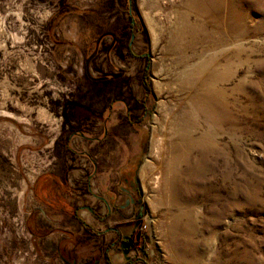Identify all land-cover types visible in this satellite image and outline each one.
I'll list each match as a JSON object with an SVG mask.
<instances>
[{
  "label": "rangeland",
  "instance_id": "rangeland-1",
  "mask_svg": "<svg viewBox=\"0 0 264 264\" xmlns=\"http://www.w3.org/2000/svg\"><path fill=\"white\" fill-rule=\"evenodd\" d=\"M180 127L208 146L172 182ZM57 192L75 236L41 249L27 213ZM0 247V264H264V0H0Z\"/></svg>",
  "mask_w": 264,
  "mask_h": 264
},
{
  "label": "crops",
  "instance_id": "crops-1",
  "mask_svg": "<svg viewBox=\"0 0 264 264\" xmlns=\"http://www.w3.org/2000/svg\"><path fill=\"white\" fill-rule=\"evenodd\" d=\"M77 140L73 137L69 138L68 142L63 145V150H64V146L65 148H67L68 152L72 151V144L75 143ZM80 178V171H69V173L67 174V182L69 184V186H72L73 182H77L78 179ZM100 188H102L104 186V181L101 182ZM109 191V187L106 188L105 190ZM113 193V194H112ZM56 195V196H55ZM55 197H57L59 199V203L57 205H52L54 202H56L52 196L44 194L43 197L41 198V202L45 203L46 205H50L52 206V208L54 210H56L54 213H50V216L45 218L43 217L44 220L39 219L38 222H36L37 217L35 218V220L32 222L30 221V223L27 224V228L32 232L33 230H44L46 229L47 226L50 227H54L51 231L49 230V232H45L43 234H45V237H41V234L36 233L33 236V241L35 242H40L39 245L41 249H48L49 250V245L50 244H57L58 241H65L67 240L69 237L74 238L72 232L69 230L68 226L66 225H73L74 227L76 226L75 221L72 218V215H76L77 216V210L76 211H72L69 212V214H71L70 216L67 214L66 211V206L64 204V202H62V195L60 192H57L54 194ZM104 197L106 198V204H107V209L105 212L107 213L108 218L110 217H114L116 216V211L118 212V210L116 209V204H114V192L110 191V193L106 194ZM113 200L112 202V207L113 209H111V207L109 206V201ZM68 201V200H67ZM45 209V206H44ZM43 209V210H44ZM40 214H42V212L40 211ZM44 215V214H42ZM70 217V218H69ZM81 218V216H80ZM79 218V219H80ZM69 219H71L70 221H68ZM87 222H89L90 225L95 226L97 225V227H100V225H103L96 222V220H94V218H92L90 215L87 217L86 219ZM95 228V227H94ZM71 229V228H70ZM53 230H59V232H54ZM33 233V232H32ZM81 234V230L79 232ZM77 233V234H79ZM47 243V244H46ZM63 249H67L66 245H63ZM45 251V250H44ZM107 258L110 260V254L107 252ZM80 257L78 256V254L74 253V255L72 256V258L70 260H68V264H79V259ZM68 259V258H67ZM60 263L64 264L65 262H63V260L60 258ZM110 263L113 264L110 260ZM98 264V263H96Z\"/></svg>",
  "mask_w": 264,
  "mask_h": 264
},
{
  "label": "bare ground",
  "instance_id": "bare-ground-1",
  "mask_svg": "<svg viewBox=\"0 0 264 264\" xmlns=\"http://www.w3.org/2000/svg\"><path fill=\"white\" fill-rule=\"evenodd\" d=\"M191 1H193V0H191ZM202 10L204 11L205 9H202ZM214 94H215V96H212L210 94H207V95H204V96H200L201 92H199V90L194 92L193 104L195 105L196 108H198L196 110L199 111V109H201L206 114L215 115L217 117H220V115L222 114V110H223V100H222V98L220 96V92L219 91H217ZM199 98L200 99L204 98L203 101L206 104H208V105L205 106V104L201 103L202 102L201 100L198 101ZM213 99L215 101V109L214 110L211 109V106L213 105ZM173 130L175 131V129H173ZM175 132H179V134L183 137V139H182V142H181L182 144H180L177 148H173L172 147V151H170L169 169H171V173L173 175L172 182L175 180L176 175H179V173L181 171L180 165L183 162L184 158L186 157L187 153L189 152V149H191L190 147L195 149L196 147L200 148L203 144L208 146L207 143L205 144L200 139L194 140L190 136V134L188 133L189 131L188 130L186 131L184 129V127L177 128ZM187 169L188 170H192L193 168L191 169V167H190V168H187Z\"/></svg>",
  "mask_w": 264,
  "mask_h": 264
},
{
  "label": "flooded vegetation",
  "instance_id": "flooded-vegetation-1",
  "mask_svg": "<svg viewBox=\"0 0 264 264\" xmlns=\"http://www.w3.org/2000/svg\"><path fill=\"white\" fill-rule=\"evenodd\" d=\"M35 190L37 191V189L35 188L33 190V197H39L38 194L35 193ZM56 210H54L52 208V206L50 205H45V209L43 211V214H44V217L47 218L50 216V213H54ZM35 214V211L33 210H30L28 211L27 215H28V220L31 221L32 217H33V220H35L36 218V215ZM35 216V217H34ZM28 233L32 236V235H35L34 233H32L30 230H28Z\"/></svg>",
  "mask_w": 264,
  "mask_h": 264
},
{
  "label": "trees",
  "instance_id": "trees-1",
  "mask_svg": "<svg viewBox=\"0 0 264 264\" xmlns=\"http://www.w3.org/2000/svg\"><path fill=\"white\" fill-rule=\"evenodd\" d=\"M67 140H68V138L65 137L64 143H66ZM60 151L63 152V153H65V151H68V150H67V148H65V146H64V150H63V146H62L61 149H60ZM60 180H61V182H64V179L63 178H60ZM122 244H124L125 246H128V245L131 246L129 243H122Z\"/></svg>",
  "mask_w": 264,
  "mask_h": 264
},
{
  "label": "built area",
  "instance_id": "built-area-1",
  "mask_svg": "<svg viewBox=\"0 0 264 264\" xmlns=\"http://www.w3.org/2000/svg\"><path fill=\"white\" fill-rule=\"evenodd\" d=\"M3 231L5 232V229ZM0 251H1V247H0Z\"/></svg>",
  "mask_w": 264,
  "mask_h": 264
}]
</instances>
